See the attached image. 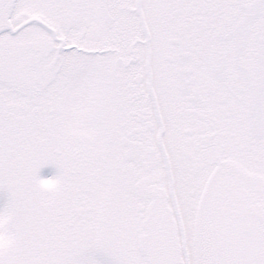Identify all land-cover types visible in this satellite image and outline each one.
<instances>
[{
    "label": "snow or ice",
    "instance_id": "snow-or-ice-1",
    "mask_svg": "<svg viewBox=\"0 0 264 264\" xmlns=\"http://www.w3.org/2000/svg\"><path fill=\"white\" fill-rule=\"evenodd\" d=\"M0 264H264V0H0Z\"/></svg>",
    "mask_w": 264,
    "mask_h": 264
},
{
    "label": "rangeland",
    "instance_id": "rangeland-1",
    "mask_svg": "<svg viewBox=\"0 0 264 264\" xmlns=\"http://www.w3.org/2000/svg\"><path fill=\"white\" fill-rule=\"evenodd\" d=\"M55 172H56V169L53 165H44L39 169L38 174L43 178H48L54 175Z\"/></svg>",
    "mask_w": 264,
    "mask_h": 264
}]
</instances>
